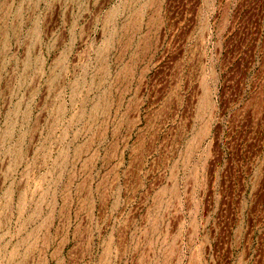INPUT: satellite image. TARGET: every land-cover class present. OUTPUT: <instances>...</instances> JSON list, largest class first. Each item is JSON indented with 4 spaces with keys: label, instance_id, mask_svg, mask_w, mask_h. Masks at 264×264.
<instances>
[{
    "label": "rangeland",
    "instance_id": "obj_1",
    "mask_svg": "<svg viewBox=\"0 0 264 264\" xmlns=\"http://www.w3.org/2000/svg\"><path fill=\"white\" fill-rule=\"evenodd\" d=\"M263 245L264 0H0V264Z\"/></svg>",
    "mask_w": 264,
    "mask_h": 264
},
{
    "label": "built area",
    "instance_id": "obj_2",
    "mask_svg": "<svg viewBox=\"0 0 264 264\" xmlns=\"http://www.w3.org/2000/svg\"><path fill=\"white\" fill-rule=\"evenodd\" d=\"M258 257L259 258L262 257V259L264 258V245H263V251H262V253L258 254Z\"/></svg>",
    "mask_w": 264,
    "mask_h": 264
},
{
    "label": "crops",
    "instance_id": "obj_3",
    "mask_svg": "<svg viewBox=\"0 0 264 264\" xmlns=\"http://www.w3.org/2000/svg\"><path fill=\"white\" fill-rule=\"evenodd\" d=\"M264 260L262 259L261 263L260 264H263Z\"/></svg>",
    "mask_w": 264,
    "mask_h": 264
}]
</instances>
